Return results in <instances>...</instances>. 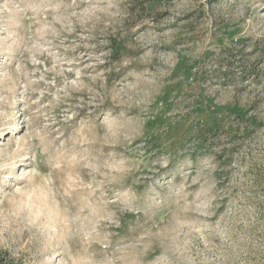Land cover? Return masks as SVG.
I'll return each mask as SVG.
<instances>
[{
    "label": "rangeland",
    "instance_id": "obj_1",
    "mask_svg": "<svg viewBox=\"0 0 264 264\" xmlns=\"http://www.w3.org/2000/svg\"><path fill=\"white\" fill-rule=\"evenodd\" d=\"M7 264H264V0H0Z\"/></svg>",
    "mask_w": 264,
    "mask_h": 264
},
{
    "label": "trees",
    "instance_id": "obj_2",
    "mask_svg": "<svg viewBox=\"0 0 264 264\" xmlns=\"http://www.w3.org/2000/svg\"><path fill=\"white\" fill-rule=\"evenodd\" d=\"M155 1H159V0H155ZM3 254L5 255V252L0 251V264H7L5 263V259H3Z\"/></svg>",
    "mask_w": 264,
    "mask_h": 264
}]
</instances>
